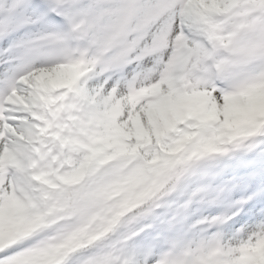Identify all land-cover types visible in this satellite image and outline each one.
Masks as SVG:
<instances>
[{
	"label": "snow or ice",
	"instance_id": "6c2138e0",
	"mask_svg": "<svg viewBox=\"0 0 264 264\" xmlns=\"http://www.w3.org/2000/svg\"><path fill=\"white\" fill-rule=\"evenodd\" d=\"M0 264H264V0H0Z\"/></svg>",
	"mask_w": 264,
	"mask_h": 264
}]
</instances>
